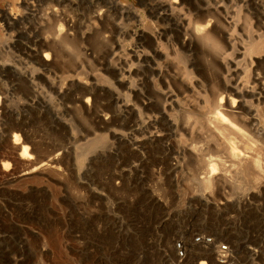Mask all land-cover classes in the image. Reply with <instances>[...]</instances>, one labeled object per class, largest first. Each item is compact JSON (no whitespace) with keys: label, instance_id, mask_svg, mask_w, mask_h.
Instances as JSON below:
<instances>
[{"label":"rangeland","instance_id":"rangeland-1","mask_svg":"<svg viewBox=\"0 0 264 264\" xmlns=\"http://www.w3.org/2000/svg\"><path fill=\"white\" fill-rule=\"evenodd\" d=\"M168 1L35 4L36 21L49 17L46 13L54 9L60 18L55 25L38 26V35L59 24L64 28L65 21L75 35L55 42L56 57L48 67L23 55L22 62L14 64L18 51L7 54L8 62L27 77L40 74L33 81L39 100L27 95L26 86L11 71L0 74L10 100V113L0 120V264H186L194 257L189 243L228 249L232 264H264V188L256 190L251 177L230 178L234 169L226 154L229 137L216 131L221 123L215 108L218 94L224 92L222 83L239 90L254 88V78L264 82V60L255 63L253 53L264 44V23L256 20L257 10L264 11V0H197L202 6L226 10L209 19L216 21L218 35L224 33L231 45L220 43L216 48L194 37L180 49L172 41L173 28L164 46L168 58L154 59L161 76L144 70V82L141 75H131L126 84L120 83L118 72L124 69L120 57L128 51L147 52L134 35L162 27L155 8ZM177 1L178 7L191 9L192 16L201 13L194 10L196 1ZM20 4V0H0V9L20 13L22 6L27 7ZM99 11L107 17L95 29L93 20ZM91 29V36L80 35ZM136 89L144 96L130 93ZM166 91L174 95L168 112L163 111L161 97ZM87 96L93 98L89 108L83 104ZM141 98L151 105L141 107ZM104 115L108 121L101 119ZM235 115L232 124L239 133L230 130L232 142L244 150L242 137H261L264 100L256 103L246 95ZM151 116L159 118L153 125ZM14 126L23 131L21 139L26 136L35 145L33 158L44 161L62 154L60 177L4 182L2 163L9 164L8 173L25 167L4 138ZM153 131L163 134L162 139L145 144L139 149L142 157L138 156L128 142ZM168 158L173 159L174 170L168 169ZM222 158L227 170L224 188L208 190L203 179ZM138 164L141 178L131 172ZM119 169L124 182L115 187L109 175ZM221 198L228 203L224 209L216 207Z\"/></svg>","mask_w":264,"mask_h":264},{"label":"bare ground","instance_id":"bare-ground-1","mask_svg":"<svg viewBox=\"0 0 264 264\" xmlns=\"http://www.w3.org/2000/svg\"><path fill=\"white\" fill-rule=\"evenodd\" d=\"M39 1H48V0H20V5L26 4L27 7H23V11L20 13H12L7 8L0 9V21L2 22V27L0 26V74L5 70L11 71L12 76L16 77L21 81L27 89V95L30 97H35V100L40 99V95L35 92L33 87V81L39 78V73L33 74L29 77L25 73H22L14 64L21 63L22 58L26 57L33 60L38 66H49L55 60L56 53L54 49L55 42L65 41L69 38L74 37L75 32L71 30L70 22L65 21V27H59L57 29H52L41 33L38 35L36 29L38 26L48 24L55 25L60 21L57 11L51 10V12L46 13L50 15L49 17H44L40 22L36 21V17L33 16V12L37 11L35 9V4ZM116 0H91L94 4H117ZM197 2V0H194ZM200 1V0H199ZM180 4L177 0H170L166 3H160V5L155 8V11H158V16L155 18L160 21L162 27H157L151 31L141 30L137 32L134 36L136 41H138L139 47L146 51L135 52L128 51L124 54L123 57H120V64L124 69L118 72L119 81L122 84L127 83V79L131 75H143V71L147 70L153 73L154 75L161 76L162 69H157L154 66V59L168 58V52L165 50L164 46L169 42V34H171L172 29L174 32L173 40L176 43V46L180 49L185 48L189 43L194 39H205L210 42L214 47L219 48L222 44L225 47H229L231 44V39L228 38L224 33L218 35L215 30L216 21H212L217 15H222L226 10H221L219 7L210 8L209 5H200L197 2V5L194 6V10H199L201 13L194 16L190 14L191 9L178 7ZM124 5H119L123 10L127 8L123 7ZM40 10V9H39ZM148 14V13H147ZM149 17H152L148 14ZM105 16L104 11H99L94 16L93 28H97L98 25H101ZM211 18V19H209ZM261 20V23H264V11L263 9L257 10L256 20ZM33 21V22H31ZM42 25V26H41ZM10 29L13 31V34L10 33ZM92 34L91 30H84L81 32L82 37H89ZM264 36V33L261 34ZM22 37H26V42L33 46V49H30L27 44L22 42ZM7 39V40H6ZM6 40V41H5ZM146 40H149L150 45L146 46ZM264 40V39H263ZM4 41V42H3ZM221 43V44H220ZM12 50L18 51L19 55H14L12 62H8V53H12ZM172 51L177 52V48L173 45ZM253 53L256 54L255 63L259 62L260 59L264 60V44H260L253 49ZM153 60L151 65H148V61ZM134 61L133 67H128V64ZM226 67V64L223 66ZM1 77V75H0ZM146 80V76H142L141 82ZM254 88L247 89L241 88L239 90L234 87H230L226 83L221 84V89L224 91L219 93L218 102L215 105L217 110L216 117L217 120L221 123L219 126H216V131L224 134L226 137H229V146L227 148L226 154L231 162V167L234 169V174L230 178L237 179L233 176L242 175L251 177L254 182V188L259 190V188H264V129L261 130L260 136H248L246 139L241 138V143L245 147L244 150H238L236 146L233 145L231 132H238L235 129L233 124L236 123V115L239 113L244 104V97L246 95L251 96L253 101L260 103L264 100V82H260L257 78H254ZM7 88L3 86L0 81V120L9 114V105L10 100L6 92ZM219 92V90H218ZM134 96H144L141 90H131L130 92ZM162 97V107L163 111L168 112L171 109V101L174 95L170 91H166L161 94ZM35 100L30 101V104H34ZM93 102L92 96H87L83 100V104L86 108L91 107ZM129 106V104H126ZM139 105L143 108L150 106V102H146L143 98L139 100ZM225 117L229 119L227 122ZM103 121H108V116L104 115L101 118ZM159 118L157 116H151L149 119V124L153 125L157 122ZM168 121V120H167ZM168 123H170L168 121ZM233 123V124H232ZM256 129V126H252ZM23 131L16 126L12 127L8 136L4 138L10 143L8 149L12 153H16L21 161H25V167L20 169L16 173H8L9 164L7 162L2 163V167L5 170L6 174L4 176V182L9 181L13 182L18 179L34 178L36 176L45 177L47 179L57 178L61 175V169L58 166L61 153H56L51 157L43 160L38 158H33V154L36 152L35 145L29 141L26 136L21 139V134ZM253 133H256L254 131ZM24 134V133H23ZM163 134L159 132H150L147 136H144L140 139H134L131 142H128L131 150L136 151L135 153L142 157V153L139 149H143L145 144H151L157 140L162 139ZM250 140V144H249ZM232 143V144H231ZM19 152V153H18ZM169 159L168 169L174 170L175 164ZM139 164L131 168L134 177L141 178L142 174L139 171ZM113 177L109 175V182L115 187H119L124 182V172L122 169L112 173ZM227 176L226 164L224 159L218 161V166L215 168L212 167L209 174L203 179L206 189L212 190L214 188L222 190L224 187L222 183L224 182ZM233 177V178H232ZM254 189V190H255ZM91 196L95 197L96 192L94 189H91ZM228 205L227 200L221 198L216 201V207L218 209H224ZM188 250L193 254V260L186 264H232L233 257L230 255V251L227 250H215L213 246L206 244L204 246L195 245L189 243ZM255 255V254H254ZM180 262V260L178 261Z\"/></svg>","mask_w":264,"mask_h":264}]
</instances>
